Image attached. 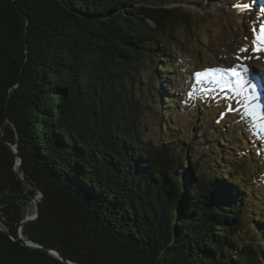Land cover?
I'll return each instance as SVG.
<instances>
[{"label":"trees","instance_id":"16d2710c","mask_svg":"<svg viewBox=\"0 0 264 264\" xmlns=\"http://www.w3.org/2000/svg\"><path fill=\"white\" fill-rule=\"evenodd\" d=\"M176 1L0 0V264H63L11 238L33 186L42 199L23 238L76 264H264V207L248 176L207 171L237 142L189 165L191 140L165 119L177 102L161 95L165 111L154 90L144 103L130 89L147 71L155 85L172 69L160 58L187 24L165 6ZM144 109L168 132L163 142L142 134ZM223 120L222 130L238 128Z\"/></svg>","mask_w":264,"mask_h":264},{"label":"rangeland","instance_id":"374dc122","mask_svg":"<svg viewBox=\"0 0 264 264\" xmlns=\"http://www.w3.org/2000/svg\"><path fill=\"white\" fill-rule=\"evenodd\" d=\"M250 1L179 0L174 4L165 5L168 8H175L179 13L193 12L203 20V24L197 26L192 23L190 32L182 24H176L170 40L172 46L163 45L161 48L164 55L160 58L163 64L166 62L172 64V69L163 70L162 74H159L163 79L156 82L155 85L152 82L151 72L147 71L143 78L139 77L138 82L131 81L130 89L135 93V96L138 95V99H140L139 94L144 93V96L146 95L143 97L144 103L149 101V95L154 90L156 101H160L159 107L165 111L170 108L166 107L167 103H164L163 98L160 99L161 95L166 101L169 97V101L173 99L177 102L178 108L176 107V109L181 114L177 116L174 113L175 109L165 119L167 121L169 118L171 124L182 129L186 140H191L187 149L189 165L203 152H205L204 155H208L207 158L209 159L214 150L217 152L216 158L218 160V154L222 149L234 147L237 142L235 152L229 150L230 156L226 157L225 161L217 163V166L214 165L212 170L208 167L207 171H219L222 169L220 168L222 165H226L225 169L229 166H236L239 174L243 173L244 176H248L250 185L254 188L255 194L259 196L257 205L264 207L262 200L264 198V120L261 119L262 108L253 106L249 109L247 107L249 103L247 95L228 91L213 84H197L195 77V73L211 68L230 69L241 63L236 58L237 56L246 58L243 63L250 69V75L252 73L253 75L257 73L264 75V69H259L264 68V52H259L260 57H257V52L251 51L252 29L255 28L258 35L260 26L264 25V12L260 8L263 6L258 3L260 6L257 7V3L253 4ZM244 4L249 5V7L241 10ZM237 5H240L241 8H237ZM246 37L248 39H245ZM241 48H248L249 51L242 53L239 51ZM226 79H230V77H226ZM144 89H147V93L143 92ZM169 106L172 107L173 105ZM253 108L258 113L253 112ZM238 109L243 111L246 116L247 113L259 114L255 115L257 119L259 116V120L257 123H251L249 127L240 126L236 123L235 117L231 115ZM222 120L221 125L227 126L228 122H232L238 128L234 129L232 126L233 129H227L230 128L227 126L225 130H222L221 127L223 126L218 125ZM249 120L251 121V119ZM140 126L144 137L155 144L163 142L162 140H165L168 135L166 130L162 131L161 125L153 118L149 109L141 111ZM241 133L245 135L246 139L252 140V146L250 145L251 142L244 141L245 137H242V141L238 140ZM230 135L232 140L229 144L219 140L217 142L218 147H216L217 138H227ZM258 139L263 140L261 145L256 141ZM191 146H193L192 152ZM251 170H255V172H249ZM253 180L255 182L251 183ZM256 181L261 182L256 183ZM26 212L28 213V211ZM32 213L33 211L29 210V214Z\"/></svg>","mask_w":264,"mask_h":264},{"label":"snow or ice","instance_id":"6c2138e0","mask_svg":"<svg viewBox=\"0 0 264 264\" xmlns=\"http://www.w3.org/2000/svg\"><path fill=\"white\" fill-rule=\"evenodd\" d=\"M241 8L240 5L236 6ZM249 5L244 4L241 10L248 8ZM253 38L251 39L252 52H264V25L260 26L259 34H256L255 28L252 29ZM245 39H248L247 37ZM240 52H248V48H241ZM241 63L233 66L230 69L211 68L202 72L195 73L197 84H213L217 87H223L228 91H234L241 95H247L251 98L257 91L253 77L249 75L250 69L244 65L243 61L246 59L243 56H237ZM230 77V79H226ZM191 95V94H190ZM249 109L253 107L251 99L247 105ZM261 119L264 120V112L261 113Z\"/></svg>","mask_w":264,"mask_h":264},{"label":"water","instance_id":"95a60500","mask_svg":"<svg viewBox=\"0 0 264 264\" xmlns=\"http://www.w3.org/2000/svg\"><path fill=\"white\" fill-rule=\"evenodd\" d=\"M175 9V8H173ZM183 16H182V15ZM181 18H185L187 20V24L185 25L184 23H180L182 24V26H184L188 32H190V26L193 25H197L199 26L200 24H203V20H201V18L193 13V12H183L180 13ZM183 27V28H184ZM7 147L15 154L16 156V161H15V165H14V172L15 175L17 177L18 180L21 181V183L25 186H29V183L25 180H23L22 178V174H21V169H22V160L21 157L19 156L15 146H11L9 144H7ZM36 194L31 198V202L29 203V206L27 207L26 211H28V213L26 212L23 220L19 223L18 226V231L15 235V238L11 237L13 240L17 241L20 245L27 247L28 249L32 250V251H38V252H43V253H48L50 255H52L53 257L57 258L60 262H62L63 264H76L74 262L69 261L68 259H66L58 250L52 249V248H47V247H43L40 246L32 241H28L25 240L21 234V227L24 226L25 224L34 221L38 214H39V202L42 199V194L40 192V190L37 187H31ZM29 210H32L33 213L29 214ZM171 229L174 231V221L172 222V226ZM9 236L10 233L6 232Z\"/></svg>","mask_w":264,"mask_h":264},{"label":"bare ground","instance_id":"6f19581e","mask_svg":"<svg viewBox=\"0 0 264 264\" xmlns=\"http://www.w3.org/2000/svg\"><path fill=\"white\" fill-rule=\"evenodd\" d=\"M252 1H254V2H252ZM258 1H260V0H251L250 2L251 3H253V4H256V6L257 7H259L261 4V6H263V7H260L261 8V10L264 12V0H262V1H260V2H258ZM263 2V3H262ZM260 5H259V4ZM259 5V6H258ZM252 6H254V5H252ZM255 7V6H254ZM256 56L257 57H260V55H259V52H257V54H256ZM251 57V56H250ZM252 57H254V56H252ZM259 69H262V68H259ZM255 74V73H254ZM249 75H250V73H249ZM256 75H259L260 76V78L258 79V80H256L254 77H253V73L251 74V76L253 77V80H254V83H255V85H257L258 87H257V91H256V93L251 97V98H249V99H251V102H252V105L253 106H255V107H257V108H262L261 110L264 112V75H263V73H257ZM253 112H255V113H258L257 112V110H255L254 108H253ZM252 112V113H253Z\"/></svg>","mask_w":264,"mask_h":264}]
</instances>
